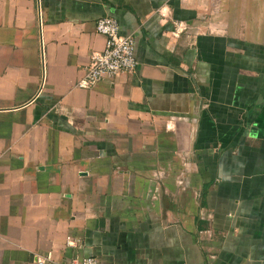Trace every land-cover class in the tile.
Wrapping results in <instances>:
<instances>
[{"label":"crops","instance_id":"0c3cea01","mask_svg":"<svg viewBox=\"0 0 264 264\" xmlns=\"http://www.w3.org/2000/svg\"><path fill=\"white\" fill-rule=\"evenodd\" d=\"M88 257L264 264V0H0V264Z\"/></svg>","mask_w":264,"mask_h":264},{"label":"built area","instance_id":"2783aa9c","mask_svg":"<svg viewBox=\"0 0 264 264\" xmlns=\"http://www.w3.org/2000/svg\"><path fill=\"white\" fill-rule=\"evenodd\" d=\"M97 33L106 37L105 49L91 56L90 63L82 69L78 81L80 89H94L100 83L113 80L118 76L132 73L138 62L135 58V40L132 36H122L117 20L104 17L96 23ZM69 241L68 245H75ZM75 264H100L94 257L77 260Z\"/></svg>","mask_w":264,"mask_h":264}]
</instances>
